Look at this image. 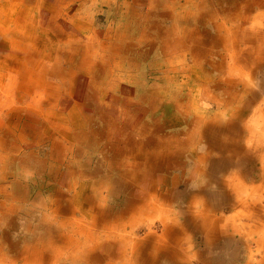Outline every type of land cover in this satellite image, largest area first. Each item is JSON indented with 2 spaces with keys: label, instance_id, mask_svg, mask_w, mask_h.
<instances>
[{
  "label": "rangeland",
  "instance_id": "374dc122",
  "mask_svg": "<svg viewBox=\"0 0 264 264\" xmlns=\"http://www.w3.org/2000/svg\"><path fill=\"white\" fill-rule=\"evenodd\" d=\"M240 1L244 5L242 11L224 10L225 5L231 4V1L226 0H216L215 7L204 5L206 0L198 1L197 4L201 5L197 8H194V1L190 2L189 7H183L187 0H157L156 10L151 12L155 16L149 19L151 16L148 17L146 13L154 6H150V0H0V141L2 138L7 140L6 147L0 145V264H9L13 260H19L16 264H22V258L27 255L24 253L26 246L38 247V251L43 249L42 243L32 244L31 237L34 235L29 230L42 232L39 223L43 218L46 220L45 217L55 229L51 234H44V238L53 237L56 242L65 239L64 233H73L71 220L78 219L86 223L87 215L95 213L84 202L85 196L88 199L87 194L84 195L86 191L92 193L94 207L100 210L96 214L97 217L101 216L100 225L119 223L116 228H122V233L126 228L128 232L134 230L137 233L133 242L139 243L136 250L138 256L134 257V262L127 260L126 264H154L144 253L147 244L156 243L154 238L140 239L138 235V227L145 220L148 221L147 218H153V221L157 218L164 226V222L171 224V220L175 221L178 216L182 218L181 226L185 229L181 235V245L188 254L186 259L179 261L185 264H213L216 260L214 249L217 244H221L223 248L216 249V254L221 259L219 261L224 258L226 262L218 264H249V245L244 237L246 234H243L248 228L240 226L239 231L231 228L230 234L220 231L223 226L216 222V236L213 232H205V242L201 243L206 247L205 252L204 249L197 250L200 244L195 241L194 232L204 230L200 220L194 225L196 216L190 214L189 210L192 207L190 203L194 201L205 200L210 206L216 202V217L222 221L227 219L235 212V196L230 193L229 185L225 182L228 175L236 177L237 173L247 185H258L261 183L258 175L264 164L263 154L254 155L252 160L235 167L232 161L235 151L219 150V144L230 140L228 136L232 135L220 132L214 140L205 137L206 141L202 143L205 142L207 147L203 151L208 153L210 142L215 145L216 154H210L212 158L209 157L208 161L212 163L206 165L207 173L202 176L195 169L197 152H193L192 148L197 145L199 138L193 136L190 146L187 142L185 146L191 151H166L155 162L154 176L161 193L153 191L154 194L150 195L156 196L153 203L150 196H143L147 199L145 208L140 217H132V223L127 222L132 218L125 211V206L134 197L140 200L143 189L136 182L120 176V168L128 169L137 160L145 164L157 150L165 146L173 147L172 142H168L169 134L188 127L187 122L194 120L196 111L193 106L190 108L191 96L186 94L193 87V98L199 100L200 106H215L213 110L220 112L219 117L222 118L216 124H227L230 118L227 113L230 111L223 107L218 109V103L231 98L238 99L235 106L243 105L249 99L252 101L247 116L235 118L240 120L238 125L245 124L249 130L257 122L260 109L264 106V27L261 30L256 28V22L264 26V5L260 1L254 4L250 0ZM183 10L197 12L196 28L206 41L201 47V57L192 52L183 55L178 51L169 55L170 60L163 44L174 45L172 34L180 39L187 34L182 35L179 29L182 25L179 23L172 32L173 21L166 16L179 15ZM219 26L224 30L219 31ZM215 33L216 39L220 35L217 45L215 40H211ZM164 36L171 39L162 38ZM12 38L18 43L12 44ZM226 40H233L232 48L224 44ZM246 45L254 46V49L249 51ZM170 48L173 50V47ZM255 48L256 51L259 48L262 51L263 54L259 56L261 59L254 53ZM247 75L252 78V82L247 83L246 90L255 91V95H258L255 100L249 93L243 94L246 85L244 77ZM198 81H202L200 86H206V90L200 88L197 92ZM209 81H213L211 87ZM236 84L235 91L231 90ZM213 86L221 94H211L210 88ZM28 88L31 89L30 93L26 92L20 99L23 94L18 93V89H23L25 94ZM182 91L184 94H181ZM39 93L44 94L42 103L36 104L40 109L30 108ZM196 95L198 97H194ZM214 99L216 105L212 103ZM198 110L202 112L203 108ZM181 122H186V125ZM75 123H79V126ZM44 129L46 131H42ZM139 129L143 133H139ZM209 130L208 127L206 133ZM160 131L162 133L159 134ZM145 137H152L157 144L145 148L142 143ZM112 139L121 141L122 148H111L107 164L108 157L102 156L99 150L104 144H112ZM243 139H248L246 132ZM37 141L36 148L31 149ZM124 141L136 143V146L129 149ZM139 145H143V149H139ZM22 147H25V151H22ZM155 148L157 150L154 152ZM125 150L129 154L128 158ZM74 170L77 173L72 175ZM81 171L84 177L77 175H82ZM98 171L100 177L94 175ZM62 188L67 193V199H70L65 203L72 208L64 213L60 211L57 219L53 220L51 213L61 205V201L58 202L61 197L56 200L55 195ZM82 189L81 199L78 200L76 195ZM116 202L121 204L120 208L114 206ZM225 208L229 214L226 217ZM146 210L150 212L147 217L143 214ZM160 213L166 217H161ZM167 215H170L169 219ZM174 215L176 217L171 218ZM64 223L69 226H62ZM177 226L179 224L176 223ZM117 232L115 230L114 234ZM224 235H227L226 239H222ZM168 236L165 235L163 239L173 241ZM122 243L117 237L107 238L102 242L104 250L101 253L115 256L121 251ZM53 246L59 249L61 245L59 242ZM4 254L7 256L1 258ZM54 255L52 253V257ZM159 260L161 262L155 263L166 262L162 257Z\"/></svg>",
  "mask_w": 264,
  "mask_h": 264
},
{
  "label": "bare ground",
  "instance_id": "6f19581e",
  "mask_svg": "<svg viewBox=\"0 0 264 264\" xmlns=\"http://www.w3.org/2000/svg\"><path fill=\"white\" fill-rule=\"evenodd\" d=\"M193 1L187 0V3H185V5L183 7H187V6L189 7L190 6V2H193L194 8H197V7H199L201 5V4H197V2L198 1H202V0H193ZM226 1H231L230 5H228V6L225 5V7H223V9L226 8V9H224L226 11H232V10L242 11L244 9V5L242 4V2L240 0H226ZM258 1H260V3H262L264 5V2H262L264 0H250L251 4L257 3ZM156 3H157V0H150V6H153V5L154 6L151 8L150 12L146 13V14H148V17L151 16V18H149V19H152L155 16L151 12H152V10H154L156 8ZM196 4H197V6H196ZM209 4H211L213 7H215L216 6V0H214V1L213 0H206V3L204 5H209ZM138 14H139V16L141 18H144L142 16V13L138 12ZM172 14H174V12H172ZM165 15H166V13H165ZM193 16H196V17H193ZM148 17H146L147 18L146 20H148ZM166 17L170 18L173 21V27H171V31L172 32H174L175 27L179 23L180 25H182L179 28L182 31V35L183 34H185V35L187 34V36H183V37H181V39L179 37H177V36L174 37L173 34H172V39L174 41L173 42L174 45L171 46L168 43L163 44L164 52L168 56V59H170L169 55L173 54L174 52H178V51L181 54H183V55L187 54V52H189V53L192 52L193 55H196L197 57H201L202 56L201 47L203 45V42L206 41V40L201 36L200 31H198L199 30L198 27L196 28V26L198 25L197 12L196 11H192L191 12V11H184L183 10V12L181 14H179V15H170L169 14ZM255 19H257V16H255ZM3 24H4V22H3ZM256 24H258V26L256 28H258L260 30L262 29V27H264L260 23L256 22ZM147 26H149V25H147ZM151 26H153V25H151ZM220 30H224V28L222 26H219V31ZM144 32L145 31L143 30V33ZM220 34H222V33H220ZM238 36H239V38H241L240 35H238ZM167 37L169 38V36H164L162 38L166 39ZM218 37L220 38L219 34H218ZM219 38L216 39V33H215V35H213L211 40H215L214 43H216L219 40ZM169 39H171V38H169ZM222 39L224 40L225 38L222 37ZM189 41L191 42L190 44H189ZM232 41L226 40L224 42V44L229 45V48H232V46H231ZM16 42L18 43L17 40L12 38V44H15ZM229 42H230V44H228ZM183 45H187V47H184ZM216 45H217V43H216ZM199 46H200V48L198 50ZM167 47L170 49V51H169V49H167ZM170 47H173V50ZM246 48H247V50L251 51L252 49H254V46L246 45ZM254 53L258 54L257 57H259V56H261L263 54L262 51H260V48H259L258 51H256V48H255V52ZM232 56H234L233 53H232ZM261 58L262 57H259L258 59H261ZM23 76H24V74H23ZM244 80H245V84L246 85L244 86L243 94H248L249 93V95L255 100L257 98V96H258V95H255V91L246 90L247 83L250 84L252 82V78L250 76L248 77V75H247V77H244ZM238 84L233 85L231 87V90H233L235 87H237ZM30 90L31 89L28 88L25 91V94H24V90L23 89H18V93L23 94L20 97V99L23 98L24 95H26V92L30 93ZM225 90L227 92V87H226ZM234 91H235V89H234ZM28 96L30 97V94H28ZM229 96H230V94H229ZM43 97H44V94H41V93L37 94L36 97H35L36 98V102L32 103L33 106H31L30 108L34 107L35 109H40V107H38L37 105H40L42 103ZM239 98H241V97H239ZM155 99H157V98H155ZM237 100H238L237 98H235L234 100L231 98V99L219 101V103H218V105H219L218 109L221 110V107H223V108L229 109V111H230L229 113H227V115H230V120L225 125L216 124V121L219 120L222 117H219L220 112H216V110H213L215 108V106L210 107L209 105H206L205 107H203V106H200L201 104H197V106L196 105L193 106L194 109H195L194 111H196L194 113V120L190 121V122H187L188 127L181 128L179 130L176 129V131H174L172 134H169V136H168V142H172L171 145L173 147L165 146V147L162 148V150H157L155 148L154 152L157 150L156 153L153 154L152 156H149V158L147 159L145 164H141V162L139 160H137V161H135L134 164H130L128 169L127 168H120L121 166H119V168L121 169L120 176L125 177L127 179H130L133 182H136L139 186H141V188L143 189L142 192L144 193V194L140 195L142 199L140 198V200H138L136 197H134L135 199L133 198L134 200H132L131 203L128 202V204L125 206V211L129 213L130 218L133 217L134 219H137L134 216L140 217L142 215V211L144 210L146 202H147L146 198H148L150 195L154 194L153 191H156V193H158V194L161 193L159 191V188H158V180L154 176L153 167L155 166V162L159 161L160 160L159 158H162V156H164L166 151L168 153L169 152H173V151H174V153H181L184 150H190L191 151V149H185V146H187V145L190 146L189 142H190V140H192L194 138L193 136H195V135L199 138V140L196 141L197 145H195L193 147L191 146V147L193 148V152H197V154H196V156H197V165L195 166V169L199 170V173L202 176H204L207 173L206 165H210L212 163V162L208 161L209 157L212 158V156L210 154H213V153L216 154V150L214 149L215 145L213 143H210V142L208 143V149H209L208 153L203 151L207 147V145L204 144L205 142L202 143V141H206L205 137H211L210 139L214 140V138H216V134H221L220 132H222L224 135L226 133H230L232 135V136H228L230 140H226L225 141L226 143L223 142V144L225 143L224 145L222 144L223 146L219 144V150H221L223 148V151H221V152H227V151H233V150L235 151V153H236L235 154V159L232 158V161L236 164L235 167L236 166H241L243 164V162L245 163V162H248V161L252 160L254 158L253 157L254 155H257V154H263L264 155V106H263V109H260V113H259V115H258V117L256 119L257 122H255L253 124V126H250L252 128H249V130H248L245 127V124L243 126L238 125V122L240 120H235V118L239 117V118L243 119L244 115H246L247 111L249 110V107L252 104V101H251V99H249V101L245 102L243 105L235 106V103L237 102ZM246 100H248V99H246ZM153 101H154V99H153ZM193 101H198V100L194 99ZM21 102H19L18 104H20ZM5 103H7V102H5ZM212 103L216 105V99H214L212 101ZM194 104H196V103L194 102ZM200 107L203 108L202 112H199V110H198V108H200ZM71 113H73V112H71ZM73 116H75V114ZM222 116L225 117V113H223ZM72 121H73V119H72ZM75 121H76V119H75ZM50 123H51V121H50ZM75 125L79 126V123H75ZM208 127L210 128V130H209L208 133H206V129ZM80 128H82V127L80 126ZM155 129H157V128H155ZM42 131H46V129H44ZM245 132L247 133V136H248L247 140L243 139V136L245 137ZM139 133H143L141 129H139ZM147 133H144V134H147ZM160 133H162V131H160L159 134ZM86 134H87V132H86ZM184 134H186L185 136L189 135L188 137H186L187 139L185 138ZM101 136L104 138V135H101ZM39 137H42V136H39ZM37 139L39 140V138H37ZM125 139H127V138H125ZM74 140H76V139H74ZM112 140H114V142L112 141L113 142L112 144H104L103 148H100V150H99V152H100V154H102V156L106 155L108 157L106 159L107 164H108V161L110 159L109 158V152H110L111 148L112 147L113 148H115V147L116 148L117 147L122 148L121 141H118L117 139L116 140L112 139ZM0 142H1L0 145L3 146V148L7 146V144H6L7 140L5 138H2ZM186 142H187V145H186ZM78 143H79V141H78ZM123 143L125 145H127L129 147V149H132L133 147L136 146V143H130V141H124ZM142 143L144 144L145 148L146 147H151V146L157 144L156 141L152 137H148V138L145 137L143 139ZM200 143H202V144L200 145ZM191 144H193V143L191 142ZM37 145H38V141H37L36 145H34V147L31 148V146H30V148L31 149L36 148ZM144 146L143 145L142 146L139 145L138 148L139 149H141V148L143 149ZM77 147H79V146H77ZM70 148L71 147L67 148V151L70 150ZM5 150H6V148H5ZM0 151H2V150H0ZM22 151H25V147L22 149ZM42 151H43L42 153H45L44 150H42ZM119 153H121V151H119ZM125 153H126V150H125ZM128 155L129 154H127V153L125 154V156L127 158H128ZM133 157L134 156H132V158ZM57 158H58V156H57ZM263 162H264V157H263ZM41 163L42 162H39V164H41ZM215 163H216V161L213 162L214 165H215ZM23 165H25V164H23ZM117 166H115V167H117ZM122 167H124V166H122ZM250 167H252V166L250 165ZM49 168H51V167H49ZM86 168H88V167H86ZM99 172L100 171L95 172L94 175L97 176V177H100L101 175L99 176ZM75 173H77L76 170H74L72 172V175H75ZM81 173H82V171H81ZM77 175L83 176V173H82V175L81 174H77ZM258 176H259V179H260L261 183H259L258 185H247L246 183H244L242 181L243 180L242 177L237 175V173H236V177L234 175H230V176L228 175L227 181H225V182H226L227 185H229L230 193L235 196V203H234L235 207L233 208L235 210V212L232 215H230L229 217H227V219H225L224 221L221 220V222H220L218 220L220 218L216 217V202H214L210 206V205L207 204V202L205 200H198L197 203H196V201H194V202L190 203V206L192 205V207L189 210L190 214H194V216H196V221H194V225H196L195 222H197V220H200L201 223H202V226H203L202 230H204V232H207V233L213 232L212 234L214 236H216V226H217L216 222H218L220 224V226H223L227 230H228V228H232L233 230L239 231L241 229L240 226H242L243 228H248L249 230L244 231L243 234H246L244 237L246 239L247 245H249V264H264V164L261 165L260 174ZM114 182H116V181H114ZM7 184H8V182H7ZM173 185H175V182H174ZM69 187H70V185H69ZM172 188H174V187H172ZM72 189H70V190H72ZM135 190L136 189H134V193L136 192ZM82 192H83V189H82L81 192L78 193V195H76L78 200L81 199V193ZM85 194H87L88 199L85 196L84 197V202L87 203L88 209L89 210L93 209L95 211V213L92 214V215H89V216L87 215L88 218L85 220L86 223L83 220L82 221L78 220V219L71 220L70 222L73 223V225H72L73 233H69V232L64 233L63 232L64 233L63 235H64L65 239L58 240V242H56L53 237H50L49 239H46V237L44 238V234L47 235V234L53 233V230L55 228L48 222L47 217H45L46 220L43 218L41 220V223H39V227H40V229H42V232L45 231L44 233L36 232L33 229L29 230L34 235L33 237H31L32 238L31 240H33L32 244L38 245V244L42 243L41 246H43L42 247L43 249H40L38 251L37 250L38 247H29L30 245L26 246L27 248H26V251L24 253L27 254V255L22 258V260H23L22 264H67L68 262L71 263V264H124V261H126L125 262V264H126L127 260L130 261V262H134L135 261V258L138 256L137 253H136V250L139 247V243H138V241H137V243H135L133 241H134V238L137 236V233H135L134 230H131V231L128 232L127 228L122 233V228H120V229L116 228L119 223L111 225V226H108L107 224L100 225L99 221H101V216H98V217L96 216V214L99 213L100 210L98 209V211H97V206L94 207L95 198L93 197L92 193L88 194L87 191H86V193H84V195ZM144 195H146V198L143 197ZM175 195H176V193H175ZM55 197H56V200L59 199L58 197H61L60 198L61 200H58V202L61 201V203H60L61 205L58 206L57 211L54 210L51 213V217L53 218V220L57 219V215L60 213V211L62 213H64L66 211L71 210V208H72L69 204L67 205V203H65V202L70 201V199H67V193L63 190V188H62L61 191L58 192L57 195H55ZM150 197H151V203H153L156 196H150ZM49 199H51V198H49ZM155 204L161 205L159 203H155ZM163 205H166V204L163 203ZM85 207L83 209H85ZM221 208H223V207L221 206ZM24 210H25V208H24ZM143 214H145L146 217H147V216L150 215V212H149V210H146ZM160 216L164 217V218L166 217L164 215V213H162V214L160 213ZM188 216H189V214L186 212V217H188ZM167 217L169 219L170 215H167ZM119 218H120V216H119ZM133 218L131 220L129 219L127 222L128 223H132L134 221ZM151 219H153V218H151ZM123 220L126 221V218H123ZM62 226L68 227L69 225L68 224L66 225L64 223ZM177 227H176V224H173V222H171V224L167 223V222H164L165 235L166 236L169 235L168 237H171V239H173V241L171 240V242L174 243V244H172V246L174 247V245H175L183 253L181 255V257L178 258V260H180V259L184 260V259H186L188 254H186L185 247L183 245H181L182 242L180 240L182 239V236H181L182 234H180V230L185 232V229L183 228V226H181V224H179V226H177ZM185 227L187 228V224H185ZM189 227H191V225H189ZM115 230H118V232L116 234H114ZM153 231L154 230L151 229V232H153ZM133 233H135V235H132ZM111 237H117L118 240H121L123 242L122 245H121L122 248H121V251L119 252V254H117L115 256H112V257L107 255V254L101 253V251H102V242L105 239L111 238ZM164 240L165 239L160 238V237L154 238V242H156L153 245L155 251H160V250L163 249V247L169 248L171 246V245H169L167 243H164L163 242ZM59 242H60V245H61L59 249L57 247L53 246L54 244H58ZM55 250H57V251L55 252ZM11 251L13 253L15 252L12 249H11ZM52 253L55 254L53 257H52ZM174 253H175V251H174ZM138 254H139V252H138ZM258 255H259V258H257ZM6 256H7V254H4V255L1 256V258H5ZM104 256H106V258ZM166 256L168 257V259L171 258L170 255H166ZM174 257L177 258L176 255ZM156 260L157 259H152L150 261L153 262L154 264H156L155 263V262H157ZM17 261H19V260L9 261V264H16ZM144 261H147V260H144ZM176 261H177V259H176Z\"/></svg>",
  "mask_w": 264,
  "mask_h": 264
},
{
  "label": "crops",
  "instance_id": "0c3cea01",
  "mask_svg": "<svg viewBox=\"0 0 264 264\" xmlns=\"http://www.w3.org/2000/svg\"><path fill=\"white\" fill-rule=\"evenodd\" d=\"M183 74H185V76L187 75L186 73H183ZM215 77V76H214ZM212 78H213V74H212ZM202 81H198V83H197V85H196V89H197V92L199 93V89L200 88H203L204 90H206V86L204 87H202V86H200V84H202L201 83ZM212 82L213 81H209V83H210V87H211V84H212ZM192 83V82H191ZM196 83V82H195ZM208 87L209 86H207V89H208ZM194 88V87H193ZM193 88H191V89H189V87H188V89H189V91H188V93H186L187 95L188 94H190V96H191V99H190V108H191V106H195L196 104H200L199 103V100L198 101H196V104L195 105H193V103L195 102V101H193V93H192V90H193ZM210 93L211 94H214V95H216V96H218L219 94H221V92H217L216 91V86H213L212 88H210ZM181 94H184L183 93V91L181 92ZM199 95V94H198ZM194 97H198L197 95L196 96H194ZM196 99V98H195ZM198 99V98H197ZM192 101V102H191ZM189 103V102H188ZM197 106V105H196ZM229 120H230V118H229ZM228 120V121H229ZM182 124H184V125H186V122H181ZM228 123V122H227ZM183 126V125H182ZM167 128V127H166ZM121 201H123V200H121ZM116 204H117V202H116ZM113 206V205H112ZM115 207L117 206V207H119V206H121V204L119 205V204H117V205H114ZM174 207V209H176V207L175 206H173ZM120 208V207H119ZM225 212H224V216L225 215H229L227 212H228V210H227V208H225V210H224ZM176 217V215H174V217H172L171 216V218H175ZM226 217V216H225ZM224 218V217H223ZM148 219V221L147 220H145L144 222H143V224L140 226V227H138V235H139V238L140 239H152V238H156V237H160V238H164V235H165V230H164V226H163V222L161 221V220H159V219H154V221L151 219V218H147ZM183 220H182V218L181 217H179L178 216V218H176L175 219V221H173V224H181V222H182ZM220 221H221V219H220ZM171 222H172V220H171ZM135 224V223H134ZM133 225V224H132ZM128 226H130V225H128ZM151 229L152 230H154L153 232H151ZM156 231V232H155ZM220 231H225V232H228V233H230L231 232V228H228V230H226V229H224L223 227H222V229H220ZM158 234V235H157ZM180 234H184V231H182V230H180ZM194 234H196L195 235V241L196 242H199V247H197V250H203L204 249V252H205V249H206V247H205V245L204 246H202V244L201 243H203V242H205V232H203V231H201L200 233H197V232H194ZM231 234V233H230ZM226 237H227V235H224V236H222V239H226ZM165 242L167 243V244H169V245H171L169 248H165V247H163V249L162 250H160V251H155V249H154V247H153V245H151V244H147V246H146V248H145V251H144V253L145 254H147L148 256V258L149 259H157L158 261V263L159 262H161L159 259L162 257V258H164L165 260H166V262H163L162 264H185L183 261H179L178 260V258H180L181 257V255L183 254L181 251H180V249L179 248H177L175 245H174V247L172 246V244H174V243H172L171 241H169V240H165ZM220 249V248H223L222 246H221V244H217L216 245V248L214 249V255L216 256V260H214L213 262V264H218V263H225L226 262V259H224V258H222V261H219V260H221L220 258H219V256L216 254V249ZM102 250H104L103 248H102ZM179 250V251H178ZM174 251H175V253H174ZM166 255H170L171 256V258H167L166 257ZM177 256V258H175L174 256ZM176 259H177V261H176ZM169 260V261H168ZM168 261V262H167ZM226 264H230V262H228V263H226Z\"/></svg>",
  "mask_w": 264,
  "mask_h": 264
}]
</instances>
